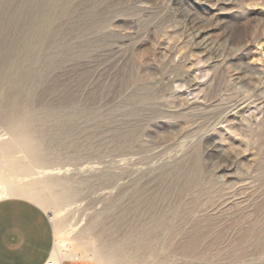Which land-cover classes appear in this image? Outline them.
Listing matches in <instances>:
<instances>
[{
	"label": "rangeland",
	"instance_id": "1",
	"mask_svg": "<svg viewBox=\"0 0 264 264\" xmlns=\"http://www.w3.org/2000/svg\"><path fill=\"white\" fill-rule=\"evenodd\" d=\"M59 1L0 0V145L24 83L50 154L21 173L15 151L0 181L48 210L64 264L118 244L136 264H264V0Z\"/></svg>",
	"mask_w": 264,
	"mask_h": 264
},
{
	"label": "bare ground",
	"instance_id": "2",
	"mask_svg": "<svg viewBox=\"0 0 264 264\" xmlns=\"http://www.w3.org/2000/svg\"><path fill=\"white\" fill-rule=\"evenodd\" d=\"M66 1L67 0H60L59 1L61 8L65 7L64 5L66 4ZM29 22H31V21H29ZM40 23H42V22H40ZM49 26H51V23H49L47 25V27H49ZM47 27H46V25H45V27H44V25H38L36 27V32H35L36 34L33 37L31 36L32 38L30 40L28 39L29 44H31L33 47L39 48V46L43 43V41L46 38V35L48 32ZM5 51H6V49H5ZM5 53H6V55H8V54H11V51H9V52L6 51ZM10 64H12V62ZM7 69H8V73L12 74L14 72V69L13 70L11 68L10 69L7 68ZM21 69H19V70H21ZM27 69H29V68H27ZM29 70H31V69H29ZM29 70L27 72L26 71L22 72L20 74L21 76L18 80H21V82H25L26 79L27 80L32 79L33 75H32V73H30ZM12 77H14V76H12ZM24 85H25L24 83L21 85L15 84L16 87L14 86V90H13L14 92L12 91L10 93V96H9V104L11 106L12 111H17V112L20 111L21 113L19 115L18 114H9L7 117L6 121L8 123V127L11 128L13 136H12V138H10L8 140H4V142L0 145V149L3 152L4 156H7L6 160H4V161L0 160V164H11V163H13L12 158H14V160L17 159L14 156V152L17 150H21L24 153V151H25V153H27V156L29 157V160H28L29 163H26V162L23 163L19 167V170L21 173H29L34 169L35 165L48 163L50 161V154L42 146V133L37 131L35 129V127H33V120L35 119V117L26 110V107H24L21 104V99L19 98V96H20V93L22 91L19 92V89L21 87H24ZM73 194H74L73 190L67 186V188L64 189V192L57 197V200L59 202L67 200L70 197H72ZM46 195L51 196V194H46ZM5 196H11V189L8 187V185H6L2 181H0V198L5 197ZM44 199H47V198L44 197ZM50 201H52V200H50ZM52 203H54V202H52ZM158 224H156L155 226H152L153 228L148 233V235L143 237V243L144 244H147L151 240V237H154L156 229L158 227ZM70 250H71L70 247L60 244V241L57 239L54 255L52 256V258L55 260V262L57 264H64L66 259L75 258V255L71 254ZM106 260L109 264H123L125 261H128L129 264H136V260L129 254L128 250L123 245H120V244L113 247L111 249V251H109L106 254Z\"/></svg>",
	"mask_w": 264,
	"mask_h": 264
},
{
	"label": "crops",
	"instance_id": "3",
	"mask_svg": "<svg viewBox=\"0 0 264 264\" xmlns=\"http://www.w3.org/2000/svg\"><path fill=\"white\" fill-rule=\"evenodd\" d=\"M56 247L48 210L26 196L0 198V264H46Z\"/></svg>",
	"mask_w": 264,
	"mask_h": 264
},
{
	"label": "built area",
	"instance_id": "4",
	"mask_svg": "<svg viewBox=\"0 0 264 264\" xmlns=\"http://www.w3.org/2000/svg\"><path fill=\"white\" fill-rule=\"evenodd\" d=\"M46 264H57V263H56L55 260L51 257V258L46 262Z\"/></svg>",
	"mask_w": 264,
	"mask_h": 264
}]
</instances>
